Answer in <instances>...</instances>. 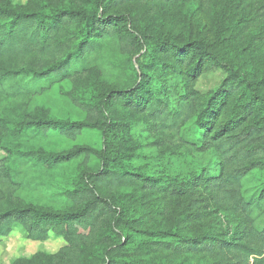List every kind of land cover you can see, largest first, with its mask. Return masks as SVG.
I'll return each mask as SVG.
<instances>
[{
	"label": "trees",
	"instance_id": "trees-1",
	"mask_svg": "<svg viewBox=\"0 0 264 264\" xmlns=\"http://www.w3.org/2000/svg\"><path fill=\"white\" fill-rule=\"evenodd\" d=\"M203 16L211 29L195 30L193 22ZM253 32L264 34V0H44L37 7L0 0V102L17 109L15 118L0 117V144L54 133L75 142L89 131L102 140L100 147L30 149L1 159L0 188L11 197L20 185L10 178L11 156L33 170L77 165L78 173L61 189L59 210L15 200L0 204V239L20 225L33 241L50 233L64 238L67 246L53 264H138L125 257L138 233L148 232L138 231L125 197L198 201L203 188L234 207L243 222L239 236L189 238L182 231L178 245L161 243V249L264 264V187L250 197L244 193L250 173L264 168V67L252 73L246 62L223 52L224 44ZM218 70L227 77L207 97L190 91L192 81ZM66 83L70 90L63 95L83 119L57 118L46 109L25 112L34 97ZM222 110L229 111L227 121L212 132ZM138 118L156 132L193 120L186 141L196 152H216V174L185 181L138 170L131 129ZM190 182L194 192L185 190Z\"/></svg>",
	"mask_w": 264,
	"mask_h": 264
},
{
	"label": "rangeland",
	"instance_id": "rangeland-1",
	"mask_svg": "<svg viewBox=\"0 0 264 264\" xmlns=\"http://www.w3.org/2000/svg\"><path fill=\"white\" fill-rule=\"evenodd\" d=\"M10 1L16 6L37 7L38 3L44 0ZM59 1L67 2V0ZM203 25L207 26V30L211 29L210 18L203 16L200 24L193 22L195 30ZM223 52L230 58L237 56L238 59L246 62L252 73H259L264 67V34L258 32L244 34L239 40L224 44ZM112 59L116 64L120 62L118 56ZM226 77L227 73L224 70L207 72L192 81L189 89L203 100L216 90ZM69 90L70 85L66 83L62 88L55 87L43 95L36 96L26 106L25 112L33 113L39 109H46L57 118L81 120L84 118L83 112L63 95ZM16 111L13 102H0V117L8 115L15 118ZM229 111L226 113L222 110L219 113L211 127L212 132L225 124ZM133 123L132 137L138 145V151H136L138 157L135 158L134 165L144 174L171 176L185 181L198 174L210 176L216 174L219 162L216 152H196L186 141L193 134L195 127L193 120L187 123L182 122L177 129L169 132H156L150 129L144 119L138 118ZM15 138L11 145L0 144V160L16 151L34 149L61 152L74 145L87 144L96 147L102 145L99 133L91 131L85 132L75 142L56 133L50 134L47 138ZM8 160L10 178L19 182L20 185L13 187L15 191L12 192V197L6 189L0 188V204L9 206L15 203V200L24 205H34L47 210L62 208L58 203L59 193L71 177L78 173L77 165L46 171L33 170L27 168V165H22L20 161H11L15 160L13 156ZM246 180L244 193L246 197H250L264 187V168L251 172ZM192 183L190 182L185 187L187 192H194ZM203 190L201 188L198 201H193L191 197L166 200L156 196L142 198L140 195L138 199H135V196L128 194L125 197V205L132 209V218L138 219V231L146 230L148 233H138L137 239L130 246L125 258L138 264H231L230 256L204 254L180 256L170 249H161L158 245L167 242L172 246L178 245L182 239L178 235L182 231L186 232L189 238L213 234L220 236V239L233 241V237L239 236L243 222L234 207L227 203L216 202ZM142 221L145 222V229L139 228ZM161 232L172 234L167 236ZM66 246L67 242L64 238L55 233H50L45 240L33 241L29 239L27 232L20 225H15L10 236L0 239V264H15L16 262L19 264H53L54 259Z\"/></svg>",
	"mask_w": 264,
	"mask_h": 264
}]
</instances>
